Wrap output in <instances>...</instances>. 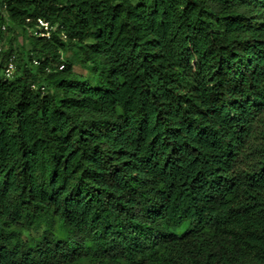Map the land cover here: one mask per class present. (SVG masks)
Wrapping results in <instances>:
<instances>
[{
    "label": "trees",
    "instance_id": "1",
    "mask_svg": "<svg viewBox=\"0 0 264 264\" xmlns=\"http://www.w3.org/2000/svg\"><path fill=\"white\" fill-rule=\"evenodd\" d=\"M39 20L0 52V264H264V0H0L2 40Z\"/></svg>",
    "mask_w": 264,
    "mask_h": 264
},
{
    "label": "rangeland",
    "instance_id": "2",
    "mask_svg": "<svg viewBox=\"0 0 264 264\" xmlns=\"http://www.w3.org/2000/svg\"><path fill=\"white\" fill-rule=\"evenodd\" d=\"M8 30L2 40V46L4 50H7L10 46L14 51V55H23L25 51L29 48V36L32 34L45 36V31L43 28L39 27L37 30L24 31L23 29L13 27V31L9 30V25H7ZM64 59H71L74 61V71L79 74L88 75L86 71L76 62V57L73 51H66L62 53Z\"/></svg>",
    "mask_w": 264,
    "mask_h": 264
},
{
    "label": "built area",
    "instance_id": "3",
    "mask_svg": "<svg viewBox=\"0 0 264 264\" xmlns=\"http://www.w3.org/2000/svg\"><path fill=\"white\" fill-rule=\"evenodd\" d=\"M39 27H41V29L43 28V30L45 31L46 34H44L45 36L49 37L50 36V30L52 29L48 23L39 20ZM3 30H5V28H3ZM3 50V46H2V39L0 38V52H2ZM15 72V64L13 59H10L8 64L6 65L5 68V76L7 78H12L13 74Z\"/></svg>",
    "mask_w": 264,
    "mask_h": 264
}]
</instances>
